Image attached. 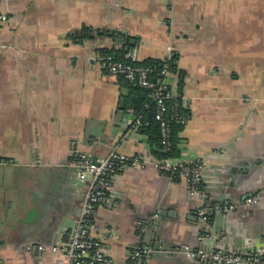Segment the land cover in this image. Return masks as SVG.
<instances>
[{"label":"crops","instance_id":"crops-1","mask_svg":"<svg viewBox=\"0 0 264 264\" xmlns=\"http://www.w3.org/2000/svg\"><path fill=\"white\" fill-rule=\"evenodd\" d=\"M0 11L8 18L0 25V264H67L64 252L27 247L68 242L88 182H72L63 165L78 153L157 159L132 127L133 112L117 120L127 91L96 57L123 45L104 30L138 42L136 52L123 49L127 58H176L171 94L188 122L174 159L204 163L195 196L150 166L113 177L108 201L94 211L97 233L113 236L103 243L110 264H128L137 240L152 250L148 264L192 260L164 247L237 254L263 247L264 0H0ZM84 27L92 37L75 39ZM204 198L207 220L196 221ZM158 211L170 217L154 250L151 233L138 232ZM224 229L227 239L216 242Z\"/></svg>","mask_w":264,"mask_h":264},{"label":"built area","instance_id":"built-area-1","mask_svg":"<svg viewBox=\"0 0 264 264\" xmlns=\"http://www.w3.org/2000/svg\"><path fill=\"white\" fill-rule=\"evenodd\" d=\"M7 15L0 11V25L6 23ZM97 62L100 67L113 77H122L130 83L149 91L152 102L155 105L154 119L159 125L160 148L163 153L171 151V127L173 124L185 126L188 115L181 112L182 103L174 99L171 94L170 76L172 71L169 64H165L156 74L150 67L133 65L131 63L117 61L113 55L98 53ZM129 112H133L128 109ZM141 124L140 117H135L132 127L137 128ZM70 166L77 167L78 179L88 182L86 196L79 208L76 227L68 248L39 246L41 251L49 249L51 252H64L67 264H110L111 260L105 254L103 243L113 236L97 233L94 221L96 206L107 202L111 195V181L117 173L126 168H145L147 166L164 173L165 175L183 181L192 196L201 193L204 163L198 157L194 161L185 162L180 159L166 157L163 159L144 160L139 156H128L116 150L111 151L106 157L92 158L79 155L74 157ZM258 197H248L245 202L253 204ZM202 221L207 220V213L203 208L198 211ZM141 228L138 232L140 237ZM202 237V235H200ZM28 246L27 249H31ZM152 250L144 248L140 240L131 247L128 256V264H148ZM264 245L258 251L250 253L234 254L223 249L206 254L202 250L191 251L185 247L188 258H208L215 264H264Z\"/></svg>","mask_w":264,"mask_h":264},{"label":"trees","instance_id":"trees-1","mask_svg":"<svg viewBox=\"0 0 264 264\" xmlns=\"http://www.w3.org/2000/svg\"><path fill=\"white\" fill-rule=\"evenodd\" d=\"M91 29L88 27H84L79 31V35L75 39H82L84 37H92L89 34V31ZM101 34L107 35V36H114L115 33L109 30H104ZM99 53L102 54H110L113 55L114 58L117 61L127 62L131 63L133 65H141L150 67L153 69L154 74H156L165 64H169V68L171 71H175V57L168 61H162V60H151L146 59L144 61H135L131 58H127L125 56V52L122 48H120L118 51H115L114 49L108 50V49H99ZM184 74L180 73V78L182 83ZM119 83L120 87L125 88L127 91L126 95H123L125 98V110L131 109L134 113L135 117H140L141 124L139 125V133L144 134L148 138L149 145L152 146V152L155 155L157 159H163L166 157L174 158L178 156V150H177V133L182 129L183 126L173 124L171 127V151L167 153H163L160 148V132H159V125L154 119L155 115V105L151 100V97L149 95V91L146 89H143L139 87L138 85H135L133 83L128 82L122 77H119ZM180 102V99H178ZM181 112H184V108L180 109ZM174 180H178L176 178H173ZM203 186L201 187L202 190ZM208 221L210 222L211 219L208 216ZM264 260V257H263Z\"/></svg>","mask_w":264,"mask_h":264},{"label":"water","instance_id":"water-1","mask_svg":"<svg viewBox=\"0 0 264 264\" xmlns=\"http://www.w3.org/2000/svg\"><path fill=\"white\" fill-rule=\"evenodd\" d=\"M95 32H97V31H95ZM113 38H115L117 41H119L123 45V49H124V51L126 53H128L130 48H132V47L134 48L135 52L137 51L138 42H136V40L134 38H132L127 32L120 31L119 34H114ZM131 58H132V60H135V58L133 56ZM124 110H125L124 100H121L120 104H119V107H118L117 120H120V118L123 116ZM77 156H79V153L76 155V157ZM85 156H88V154H86ZM96 159H97V157H94V156L92 157V160L94 162L96 161ZM63 166L67 167L68 171L70 173H72L71 177H70L72 182L74 181V178L77 179V175H78V171H79V169L77 167L69 166L68 163H65ZM246 198H248V197H246ZM206 201H207V198H204V201L202 202V204L205 207L203 209L207 213L208 209L205 206L206 205ZM105 203L106 202H103V204H105ZM218 207H221V206L218 205ZM199 209H200V207L196 208L192 212L193 219H195L196 221L198 220V216H199L198 215V211H199ZM221 213L224 214V212L220 211V212H218V215L221 216L222 215ZM165 217H170V216H168V214L165 213L164 211H158L157 214L155 215V217L152 218L150 216V217H148V219L145 220V222H142V224L139 225V228H142L144 230L143 234H148V232L151 233V235H152L151 247L154 250H159L158 246H163V243H160V237H156V233L158 231L159 226L164 223V218ZM75 227H76V223H75ZM75 227H74V229H75ZM145 229H146V231H145ZM73 232H74V230H73ZM73 232H72L68 242L64 246H62L63 248H68V246H69L68 244L71 241V238L73 236ZM220 234L221 235L216 238V242H219L221 240L225 241L227 239L226 230L225 229L222 232H220ZM155 239H156V241H155ZM156 242H159V243H156ZM142 245H143L144 248H149L150 247L148 245V243L145 244L143 242ZM39 246H41V244H34V245H32L31 249L33 251L41 252V250L39 249ZM200 248L206 254H209V253L215 251L216 249H222V247L218 246L213 251H209V249H206V247H203L202 244H201ZM201 249H198V250H201ZM223 250L225 251V249H223ZM162 251L166 252L168 255H172V254H175V253H178V252L183 253L185 251V247H181L179 249H171V248H168V247H164L162 249ZM226 252L237 254V251H233L232 249L227 250ZM262 255L264 256V252L262 253ZM186 264H215V263L212 260L208 259V258L200 259V258L197 257V258H193L192 260H189V262L186 261Z\"/></svg>","mask_w":264,"mask_h":264}]
</instances>
